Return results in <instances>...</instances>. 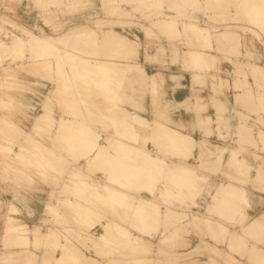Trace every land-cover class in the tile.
Here are the masks:
<instances>
[{"label":"bare ground","instance_id":"1","mask_svg":"<svg viewBox=\"0 0 264 264\" xmlns=\"http://www.w3.org/2000/svg\"><path fill=\"white\" fill-rule=\"evenodd\" d=\"M21 1L0 0V264H264V0ZM175 69L189 93L157 106Z\"/></svg>","mask_w":264,"mask_h":264},{"label":"rangeland","instance_id":"2","mask_svg":"<svg viewBox=\"0 0 264 264\" xmlns=\"http://www.w3.org/2000/svg\"><path fill=\"white\" fill-rule=\"evenodd\" d=\"M90 1H92V0H90ZM22 3V4H21ZM21 3L18 5V4H15V6L16 7H18L19 9H20V11H21V13H22V17H23V19H24V17H30V18H32V15H33V13H35V11H34V7H33V5H31L32 3L29 1V0H22L21 1ZM28 3V5H26ZM92 7L93 6H89V8H90V10L92 9ZM39 22H41V19H39ZM137 29V28H136ZM138 30V29H137ZM136 34H137V36H138V38L140 39L139 41L142 43V44H144L145 45V47H146V50L149 52V53H154L155 52V45H154V41H153V39L152 38H150L148 35H145V36H147V37H145V36H143V33H141V31H138V32H135L134 33V35L133 36H136ZM138 45L141 47V44L140 43H138ZM143 46V45H142ZM249 48L252 50V46H249ZM263 52H264V50H263ZM239 56H241V53H239L238 54ZM237 60V58H233V62H230V64H227V66H228V68L229 69H233L234 68V65H235V61ZM139 66V67H138ZM138 68L136 67L135 68V70H134V73H136L137 74V72H138V74H139V72H141L142 71V69H140L141 67L143 68V70L144 71H142L139 75H143V72H145L144 73V76H145V74L147 75V73H150V71H153V66H151V64H150V62H149V60H147V61H145V60H143V59H141L140 60V62H139V64H138ZM136 69H137V72H136ZM140 70V71H139ZM234 73H235V70H234ZM133 75V78L134 79H138L136 82H134V81H132V87L128 90V92L130 91V92H132V95H131V93L129 92L128 94L130 95V96H128V97H130L129 99H130V101L132 100L134 103L136 102H138L139 101V104H141V106H143V107H141L140 105L138 106V103H137V105H133L134 106V108L130 105V108H133V109H135V110H137V111H139V113L142 115V116H144V117H150L151 116V114L153 113V112H151V111H149V112H147V108H146V106H145V104H144V102H145V100H147V96H146V93H144V92H142V87L144 88V86L142 85V83H141V86L142 87H140L139 86V83H140V77H136L137 75ZM138 75V76H139ZM173 75H176L175 77H171V79L169 80V83H168V85H167V87H165V89H164V93L166 92V93H169V94H171V97L170 96H168V99L165 97V98H161V99H159V100H157L158 102H157V106L158 105H162V104H164L165 102H164V100H166V102L167 103H170V104H172L173 105V103H178L181 99H183L184 98V96L185 95H187L188 93H189V90H187L188 89V87H187V77L185 76V75H183L182 73H181V71H178V70H176L175 69V72H173ZM136 78H135V77ZM175 79V83H172L173 82V80ZM133 80V79H132ZM138 81H139V83H138ZM39 82H36V84H38ZM137 83H138V85H137ZM46 87H45V89L44 88H40V90L39 89H34V90H32L30 93H29V96H28V99H30L31 101H32V103L35 105L34 106V111H36L37 110V108H38V105L36 104V101L38 100V99H40L41 98V96H42V94H43V91L44 92H46L47 91V89H50L51 88V83H46ZM137 85V86H136ZM135 86V87H134ZM135 88V90L134 91H132L134 88ZM231 88V87H230ZM263 88H264V86H263ZM140 91H139V90ZM36 90V91H35ZM231 90H232V88H231ZM33 91H35V92H33ZM38 91V92H37ZM136 92V93H135ZM138 92L140 93V94H138ZM232 93H230V95H229V98H230V104L232 105V108L230 109L231 110V116H230V121H231V123L233 124V125H237V124H239L240 122H242V118L243 117H241V115H238V114H236V110L235 109H238V105L236 104L237 102L235 101L236 100V95H234V90H232L231 91ZM33 93V94H32ZM41 93V94H40ZM133 93H135V94H133ZM142 93H143V95H142ZM136 94L137 95H140V97L138 98V96H136ZM231 94H232V96H231ZM133 95H135V96H133ZM234 95V96H233ZM143 97V98H142ZM134 98L135 99H138V101H134ZM173 98V99H172ZM140 99V100H139ZM170 99V100H169ZM174 100L175 101H177V102H174ZM232 101H233V103H232ZM236 102V103H235ZM166 104V103H165ZM234 104V105H233ZM155 105V109H153L154 111H156V109H158V108H156L157 106ZM237 105V106H236ZM139 107H141L140 109H139ZM143 108V109H142ZM175 109H177L178 110V114H177V116L178 115H181V116H187V118L189 119L188 121H189V123L193 120V117H192V115L190 114V113H187V112H182V111H184L185 109H184V107L182 106V105H177L176 107H175ZM142 110H144V111H142ZM235 110V112H233ZM160 111H162V110H160ZM169 114H170V117L172 118L173 116H174V111H173V109H171L170 111H169ZM186 118V119H187ZM245 121V119H243V122ZM263 125L264 124H262V122H261V126H262V128H263ZM231 132V131H230ZM230 132L227 134V136H226V141H229V139L232 137V136H230ZM212 141H218V139H212ZM231 141V140H230ZM6 190H3V189H1L0 190V197H1V199L3 198V197H5V198H7V197H9V194L7 193V194H5L6 192H5ZM251 204L254 206V208H257L259 205H260V202L258 201V198H257V196H255V195H252L251 196ZM40 201V200H39ZM43 205V202L42 201H40V203H39V206L41 207ZM24 206L25 207H27V206H29V207H32L33 206V203H24ZM28 208V207H27ZM33 208V207H32ZM39 215H40V211H35L34 210V212L31 214V215H29V216H27L26 218H27V221H29L30 223H31V221H33V220H35L37 217H39ZM27 256H26V254H24V258H25V262H26V264H35V260H34V258H32V260L28 263V258H26ZM14 258H15V260H14ZM14 258H11V259H13V262L15 263V262H17V261H19V263H21V261H20V259H19V257L18 256H15ZM11 259H10V261L9 262H11ZM5 262H7V263H9L7 260L5 261ZM3 264V263H2Z\"/></svg>","mask_w":264,"mask_h":264},{"label":"crops","instance_id":"3","mask_svg":"<svg viewBox=\"0 0 264 264\" xmlns=\"http://www.w3.org/2000/svg\"><path fill=\"white\" fill-rule=\"evenodd\" d=\"M182 112H184V111H182Z\"/></svg>","mask_w":264,"mask_h":264}]
</instances>
